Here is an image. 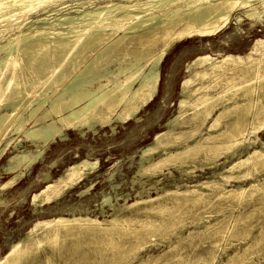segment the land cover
I'll return each instance as SVG.
<instances>
[{"label": "bare ground", "instance_id": "1", "mask_svg": "<svg viewBox=\"0 0 264 264\" xmlns=\"http://www.w3.org/2000/svg\"><path fill=\"white\" fill-rule=\"evenodd\" d=\"M104 1L102 5L76 10L77 16H62L40 29L24 31L29 14L61 5L62 0H0V26L3 28L0 37L9 35L7 43L0 45V160L22 134L30 141L46 144L64 130L103 128L132 120L157 95L160 81L158 65L176 42L210 36L232 20L238 24L248 21L264 25V0ZM65 22L69 26H64ZM12 27L16 31L10 34ZM124 60L127 63L122 65ZM140 61H144L143 66ZM112 63H118V66L109 70ZM145 67H148L146 72ZM186 70L190 73L179 86L183 97L178 102V109H187L189 130L180 131L186 119L180 118L183 122L178 130L175 128L177 131L170 128V132L156 134L152 144L141 148L136 173L140 178L152 177L162 172L163 167L167 169L172 165L180 170L200 154L206 155L210 162L205 163L212 167L220 155H233L236 149L250 146L264 131V39L254 40L244 53L198 55L186 64ZM104 77L107 81L102 83ZM192 82H196L195 88L191 87ZM178 117L171 123L178 122ZM28 123L31 124L29 127ZM187 133L190 137L197 135L199 139L183 145L181 139ZM259 141V147L252 148L245 157L229 164L228 171L250 165V169H241L235 176L222 174L220 182L202 181L196 184L197 188L183 189L180 196L171 198V205L160 201L153 204L161 195L151 198L150 188L141 186L135 201L129 203L124 198L123 204L118 205L117 211H123L145 204L144 212L160 216L159 221L151 219V215L144 218L133 216L138 208L132 216L122 212L120 216L102 221L88 213L48 217L37 221L22 239L10 243L8 250L0 256V264H56L53 254L63 251L62 243L68 236L74 239L68 250L71 253L79 252L82 244L89 242L95 252L93 258L98 253L102 258L105 253L108 258H104L105 264H121L130 256L137 259L136 252L143 247L144 238L140 237L142 239L138 242L137 239L130 241L132 244L126 242L130 246L126 244L127 248L123 246L125 249L120 250L122 246H118L119 249L114 250L117 244L121 245L116 237L122 233L126 235V232L141 236L142 230L152 235L158 231L161 233V228L171 230L176 220L177 224L182 223L183 205L202 201L203 192L198 187H210V193L216 197L226 194L239 197L246 192H255L256 189L251 190L255 184H249L248 188L227 189L229 191H224V184L230 178L241 180L264 165V142ZM179 143L183 146L170 150ZM157 149L161 153L155 158L153 153ZM43 153V149L35 155L24 151L14 153L8 158L9 169L36 163ZM97 160L81 158L66 167L58 177L33 194L32 203L49 204L57 200L66 190L80 183L88 171L96 169ZM12 175L0 185L1 189L13 185L24 176V172ZM153 184L150 182L149 186L154 187ZM162 192L167 196L175 193L171 189ZM115 196L116 200L120 199L119 195ZM101 203L114 209L109 194H103ZM137 223H142V226H137ZM37 228L38 231L35 230ZM98 240L104 242L97 244Z\"/></svg>", "mask_w": 264, "mask_h": 264}, {"label": "rangeland", "instance_id": "2", "mask_svg": "<svg viewBox=\"0 0 264 264\" xmlns=\"http://www.w3.org/2000/svg\"><path fill=\"white\" fill-rule=\"evenodd\" d=\"M62 2L63 4L61 5L51 6L44 10L42 9L29 14L26 21L27 24L23 27L24 31L40 29L42 26L48 25L47 22L56 20L62 16H77L78 13L76 10L82 7L91 8L94 5L98 6L105 3L104 0H62ZM44 17H46L47 20H41ZM66 25L69 26V23L65 22L64 26ZM0 28V30H3L1 26ZM15 31V27H12L9 33L12 34ZM8 36L9 35H4L0 37V45L7 43ZM259 38L264 39L263 24L248 21H243L238 24L232 20L219 32L210 36L195 37L176 42L167 52L163 61L158 65L160 81L157 95L148 106L127 123H113L103 128L97 127L94 129H84L82 131H78L75 128L64 130L46 144L36 140L30 141L24 138L22 134L18 138L20 143H17L19 142L18 140L14 141L0 160V185L7 182L9 178L13 176V173L16 174L20 171L24 172V176L17 179L15 185L6 186L3 189L0 188V198L3 199V203L0 204V256L8 250L10 243L22 239L26 232L33 228L34 224L39 220L58 215L69 216L71 214L88 213L91 217H96L99 221H102L104 218L105 220H109L113 216H120L122 212V214L126 213L127 216H132L138 208L137 211L139 214L137 212L135 213L136 215L134 214L133 216L140 215L139 217L144 218L147 215H151V219H157L159 221L161 220L160 216L144 212L143 205L145 204L142 205L141 203L138 207L130 210L124 209L123 211H117L118 205L123 204L124 198H126L129 203L135 201L137 198L136 192L142 190L141 186L145 189L150 188L149 195L151 198H155L157 194L161 195V200L158 198L153 201V204H158L160 201L171 205L173 197H178L177 195H179L183 189L197 188L196 184L202 181L212 180V182L215 183L220 182L221 178L219 177H221L222 174L229 175L230 173L232 176H235L239 171L244 170V168L246 169V167L250 169V165L239 169L236 168L233 171H228L227 167L238 158L245 157L252 148L259 147V140L264 142V131L259 134V140L250 144V146H242L236 149L233 155L229 153H224L223 156L220 155L216 158L215 165L213 164L212 167L207 165L210 160L206 155L200 154V157L197 156L194 158V161L192 159V161L185 163L180 170L178 166L172 165L167 169L163 167V173H156L152 177L140 178V176L136 175L140 150L152 144L156 134L170 132L168 130L170 128L174 129H170L172 131H177L181 122H183L180 118L183 120L186 118L183 126L179 128L180 131L189 130V125L187 123L188 117H186L187 109H178V102L183 97L179 92V86L190 73L186 70V64L191 59L201 54H225L228 52L244 53L249 44ZM126 63L127 61L124 60L121 64L125 65ZM140 65L143 66L144 61H140ZM117 66L118 63H112L109 66V70H114ZM146 71H148V67L144 68V72ZM101 81L105 83L107 79L104 77ZM95 82L96 81H94V83ZM192 83L191 87L195 88L196 82ZM177 109L178 111H176ZM175 117H178V122L175 121L171 123L172 119ZM177 124L178 126H175ZM30 125L29 123L27 124L28 127ZM175 128H177V130ZM204 131L203 133L206 132ZM250 138L252 139V137ZM184 139L186 141H184ZM184 139H181L183 143L181 140L179 141L183 145L184 143H192L196 141V139L198 140L199 136L194 135L190 137L187 133ZM181 143L177 144V146H172L170 150L173 151L175 147L179 148L183 146ZM40 149H43L44 153L38 162L30 165L25 163L21 167L9 169L8 158L12 154L24 151L30 155H35ZM159 150L160 149H157L153 153L155 158L161 153ZM81 158H86L90 161L98 159L96 169L88 171V174L80 183L66 190L63 195L52 203H32V196L34 193L40 191L44 185L58 177L66 167L73 165ZM200 162L203 163L202 166L199 165L201 164ZM204 163L206 166H204ZM173 166L175 168H173ZM186 169H188V171ZM257 170L258 171H252L249 176L241 178V180L230 178L224 184V191L234 190L238 186L248 188L249 184H255L256 187L251 189H256L253 193L246 192L244 193L245 195L239 196L240 198L227 194L216 197L214 194L210 193V187L200 186L198 188L199 190L201 188L200 191L203 192L202 201L199 200L193 204L187 203L183 205L181 209L183 213L181 215L182 223L177 224V220H174L176 222V227L173 226L169 231L165 230V228H161V233L158 231L153 233V235L144 230H142L143 233L141 236H138V234L134 232H126V235L122 233L123 236L120 234V236L116 238L121 245L117 244L114 250L119 249L120 246H122L120 250L125 249L123 246L126 247V242L132 244L131 242H135V239H137L136 242H138L144 238L143 247L136 252V255L140 258L136 257L137 259H135L133 256H130L128 258L129 261L127 259L125 261L126 263L123 262L121 264H195V261H197L196 264H264V165L258 166ZM44 176L48 178L44 179ZM140 179H142L143 182ZM150 182L154 183V187L152 185L149 186ZM141 183L143 185H141ZM261 187L263 188L261 189ZM165 189H171V191L175 193L169 194L168 196L164 195L162 191ZM104 193L110 195V200L114 205V209H112L109 204L103 205L101 203ZM116 194L119 195L120 199H115ZM142 195L146 198L145 193ZM165 197L168 198L165 199ZM137 224V226H142V223ZM35 230L38 231V228ZM132 235L134 239H132ZM72 240L74 241L73 237L71 238L68 236L62 243L63 251L61 249L59 253L53 254L56 264L106 263V259L108 258L105 257V253L103 254L104 256H101L102 258H99L100 253L93 258L95 252L92 250L93 246L92 244L90 245L89 242V244H82L83 247L81 246L79 251L81 255L79 252H69L68 250L72 247ZM102 241L104 242V240H98L97 244H102ZM129 243L127 247L130 246ZM211 249L212 251H209ZM212 252L213 254H211ZM84 253L87 254L85 255L86 257L83 256ZM56 254L57 256H55ZM72 254L74 256H72ZM59 255H62L60 256L61 258ZM198 255L201 257H198ZM210 255H212L210 258L213 261L208 258ZM63 257H67L64 259L65 262ZM83 258H85L84 261H87L84 262ZM163 258H165V260Z\"/></svg>", "mask_w": 264, "mask_h": 264}, {"label": "crops", "instance_id": "3", "mask_svg": "<svg viewBox=\"0 0 264 264\" xmlns=\"http://www.w3.org/2000/svg\"><path fill=\"white\" fill-rule=\"evenodd\" d=\"M16 183H14L13 185H15Z\"/></svg>", "mask_w": 264, "mask_h": 264}]
</instances>
